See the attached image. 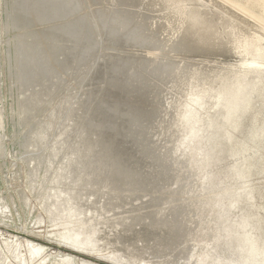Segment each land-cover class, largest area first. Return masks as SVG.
Masks as SVG:
<instances>
[{"label":"rangeland","instance_id":"1","mask_svg":"<svg viewBox=\"0 0 264 264\" xmlns=\"http://www.w3.org/2000/svg\"><path fill=\"white\" fill-rule=\"evenodd\" d=\"M244 243L264 264V0H0V264Z\"/></svg>","mask_w":264,"mask_h":264},{"label":"bare ground","instance_id":"2","mask_svg":"<svg viewBox=\"0 0 264 264\" xmlns=\"http://www.w3.org/2000/svg\"><path fill=\"white\" fill-rule=\"evenodd\" d=\"M197 20V19H196ZM208 21V20H207ZM224 24H225V22H224ZM210 25H212V24H210ZM216 25V24H215ZM206 26V25H205ZM206 30V29H205ZM208 31H210V30H208ZM219 31V30H218ZM205 32V31H204ZM231 36V35H230ZM234 39V38H233ZM27 82V81H26ZM237 83L239 84V82H236V85H237ZM243 84V83H242ZM240 86V85H239ZM237 87V86H236ZM236 87H235V89H236ZM241 88H243V87H241ZM234 89V88H233ZM245 89V88H244ZM243 89V90H244ZM236 90H240V88L238 89V87H237V89ZM235 91V90H234ZM233 92V91H232ZM239 93V92H238ZM234 95V94H233ZM242 96H243V94H242ZM231 97V96H230ZM235 97V96H234ZM231 99V98H230ZM242 99V98H241ZM235 100H236V98H235ZM238 100V99H237ZM233 101V100H232ZM239 101V100H238ZM230 106H231V103H230ZM233 106V105H232ZM231 106V107H232ZM235 106V105H234ZM72 246H74V245H72ZM243 246H244V248H243V252L245 253V256H246V258H244V257H242L241 258V261H240V263H242V261L244 262L245 261V264H252L254 261V257L250 254L251 253V251H253V250H255V246H253L252 244H243ZM246 246H250L248 249H247V251L245 250V247ZM253 246V247H252ZM56 247L58 248V249H61L62 251H64L65 253H73V254H75V256L76 257H78V258H87V259H90L91 261H94V262H96L97 264H114V263H116V264H125V263H123V262H118V261H116V260H112L114 263H112V262H109V261H106V260H101L100 258H98V257H93V256H91V255H89L88 253L86 254V253H81V252H79V251H77V250H72L71 248H69V247H61V246H57L56 245ZM252 247V248H251ZM247 248V247H246ZM251 249V250H250ZM74 251H77L78 253H75ZM255 254V253H254ZM238 255H239V253H238ZM256 255V254H255ZM63 256V255H62ZM257 256V255H256ZM60 257V256H59ZM59 257L57 258L56 257V259H58L57 261H59ZM65 257V256H64ZM69 257V256H68ZM68 257H67V259H68ZM74 257V256H73ZM72 257V258H73ZM244 258V259H243ZM102 259H106V258H102ZM63 260V259H62ZM235 260V259H234ZM240 260V259H239ZM56 261V262H57ZM66 261V260H65ZM74 261V260H73ZM53 262H55V260L53 261ZM2 264V263H1ZM54 264V263H53ZM56 264V263H55ZM67 264V263H66ZM74 264H75V261H74Z\"/></svg>","mask_w":264,"mask_h":264},{"label":"water","instance_id":"3","mask_svg":"<svg viewBox=\"0 0 264 264\" xmlns=\"http://www.w3.org/2000/svg\"><path fill=\"white\" fill-rule=\"evenodd\" d=\"M75 253H78L77 251H74Z\"/></svg>","mask_w":264,"mask_h":264}]
</instances>
